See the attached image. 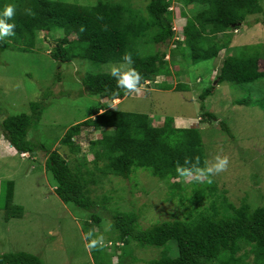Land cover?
<instances>
[{"label":"trees","instance_id":"16d2710c","mask_svg":"<svg viewBox=\"0 0 264 264\" xmlns=\"http://www.w3.org/2000/svg\"><path fill=\"white\" fill-rule=\"evenodd\" d=\"M129 1L97 0L82 4L78 0H0V12L9 4L15 8L13 17L6 20L15 24L14 35L0 40V52L8 49L34 52L39 49V32H55L50 49L58 62L70 63L78 58L95 64L128 63L123 60L127 52L132 56V64L117 71L135 69L141 75L137 87L149 82L162 90L185 91L189 88L187 84L158 82L157 77H171L178 63L212 59L222 49H230L229 31L240 30L249 16L264 13L261 0H149L144 10L133 7ZM173 3L184 7L180 12L186 19L183 40L175 36L173 29L174 13L170 10ZM192 9L196 12L189 16L188 10ZM57 32L62 35L57 37ZM81 34L87 35L86 38L80 39ZM177 55L180 60L175 59ZM117 79L105 71L87 72L83 76L84 90L103 101L90 106L91 115L96 116L94 124H74L66 130L60 140V147L69 149L66 154L59 148L50 151L43 143L31 139V129L46 106L44 100L53 95L51 88L41 101L30 103L29 113L8 115L0 122L5 139L20 154L30 153L28 158L35 159L41 149L48 153L46 166L56 181L57 196L65 204L89 213L83 222L85 232L104 226V219L110 221L113 228H109V240L103 247L91 249L94 260L110 261L113 254H103L102 250L111 243L112 251H121L118 264L125 261L134 264L139 259L136 251L143 248L157 251L156 258L148 264H264V204L253 206L244 192L234 195L240 194L236 198L239 202L235 203L231 200L232 189L213 175L183 182L188 176L177 173L178 165L201 170L210 166L198 125L153 126L145 113L128 114L119 109L103 115L101 111L108 107L109 100L123 99L132 93L117 87ZM258 79H264V43H251L226 55L216 76L218 83L227 81L243 86ZM212 90V86L206 89L200 98L205 100ZM237 103L260 105L264 110L262 98L246 97ZM202 115L204 122L216 119L210 111ZM110 116L112 121L107 119ZM87 127L101 134L90 142L89 154L84 155L75 139ZM135 128L140 131H132ZM140 168L168 185V192L161 191L164 196L167 194V201L178 202L182 208H178L179 213L163 212L155 220L152 212L144 213V208L132 201L138 193L134 189H120V198L115 196V189L104 190L106 181L132 180L131 176ZM192 174L198 175L196 171ZM0 184L4 219L21 217L24 209L14 201L15 181ZM133 187L140 188V183L134 182ZM141 190L149 194L145 187ZM260 194L263 196L264 191ZM118 199L124 203L128 200L132 207L118 209L114 203ZM139 220L146 221V225ZM0 264L44 263L36 254L20 250L0 253Z\"/></svg>","mask_w":264,"mask_h":264},{"label":"rangeland","instance_id":"374dc122","mask_svg":"<svg viewBox=\"0 0 264 264\" xmlns=\"http://www.w3.org/2000/svg\"><path fill=\"white\" fill-rule=\"evenodd\" d=\"M96 1L78 0L82 4H93ZM148 1L129 2L133 7L144 10ZM180 5L173 3L170 10L173 9L174 13L175 36L183 40L186 19L180 16L184 9ZM261 5L264 11V0H261ZM195 12L196 9L188 10V15L192 16ZM248 21L242 24L240 30L229 31L232 33L229 37L230 49H222L212 59L178 63L177 72L173 69L175 73L171 77H157L158 82L187 84L189 87L187 90L176 91L173 88L162 90L147 82L139 87L138 93L132 92L123 99L109 100L108 107L101 113L104 115L116 109L128 114L145 113L153 126L198 125L209 156V168L216 162L217 156L228 157L227 169L213 176L220 183L226 182V187L232 189L231 200L235 203L239 202L236 198L244 192V195L249 196L250 204L258 206L264 204V195L260 194L261 190L264 191V110L260 105H240L237 101L246 97L264 99V79L255 80L244 86L227 81L218 83L216 80L219 67L226 55L234 54L236 49L251 43H264V13L251 15ZM61 32H57L56 36L60 37L63 33ZM53 33L55 32L52 34L39 32L37 37L39 49L34 52L12 49L0 52V105L3 108V111H0V122L8 115L29 113L30 103L41 101L45 91L51 88L53 95L46 100L43 99L46 106L38 123L31 129V139L38 144L43 143L50 151L59 148L62 154H66L68 147H60V140L66 130L74 124H94L96 116L91 115L90 106L103 101V98L84 90L83 76L87 72H112L113 68L119 70L129 64L113 62L95 64L78 58L70 63L58 62L51 55ZM86 36L81 34L80 39H85ZM166 59L169 60V56ZM175 59L180 60L181 57L177 55ZM59 77L62 78L58 79ZM211 86L212 93L202 100L200 95ZM207 111L214 113L216 119L204 122L205 116L202 114ZM142 117L144 116L141 115V119ZM112 118L110 116L107 119L112 121ZM221 123L222 126L227 125L229 132L220 125ZM132 131L137 132L140 129L135 128ZM100 134L99 130L87 127L86 131L75 139L82 146L84 155L89 154L90 142L97 139ZM30 156V153H26L24 157L20 156L7 142L0 126V183L7 180L15 181L14 201L24 209L21 217L8 221L4 219V212L0 210V253L20 250L31 252L39 256L44 264H118L120 260L118 255L121 251L117 253L112 251L111 243L102 250L103 254H113L110 261L94 260L91 249L85 248L88 243L85 236L88 232H85L83 222L89 217V213L72 204H65L57 196L54 190L56 181L46 166L48 153L45 150H39L35 159L28 158ZM197 176L192 174L183 179V182L194 181ZM131 177L132 180L106 181L104 190L115 189V196L120 198V189H134L138 193L132 197V201L138 203L140 209L144 208V213L152 212V219L163 212L179 213L178 202L167 201L165 198L167 194L164 196L161 191L168 192L166 183L142 168L137 169ZM199 179L203 180L204 176H200ZM134 182H139L140 188H134ZM141 187H145L149 194L144 193ZM158 187L160 190H157ZM237 192L240 194L234 196ZM120 201V199L114 201L118 209L128 210V207H132L128 200L125 203ZM139 222L146 225L144 220ZM102 223L104 226L92 229L93 239H99L103 235L104 242H107L110 238L109 228L112 230L113 227L110 226L109 220L104 219ZM99 255L102 256V253ZM136 256L139 259L134 264H148L149 260L156 258L157 251L143 248L136 251ZM124 264H127L126 261Z\"/></svg>","mask_w":264,"mask_h":264},{"label":"clouds","instance_id":"9594fccd","mask_svg":"<svg viewBox=\"0 0 264 264\" xmlns=\"http://www.w3.org/2000/svg\"><path fill=\"white\" fill-rule=\"evenodd\" d=\"M25 11L26 13L30 14L29 9H26ZM14 12H15V8L11 4L6 5L3 11L0 12V40H3L7 36L14 35V32L12 31V29H14L15 24L6 23V20L11 19L13 17ZM123 60L127 61L129 65L132 64L133 62L131 54L127 52L123 56ZM111 75L118 77L117 87L125 89L126 92H137V93L139 92L140 88L137 87V85L138 84L140 85L141 75L135 69L129 68L127 71L118 72L115 68H113ZM20 156L24 157L26 156V153H21ZM186 163H187V160H186ZM228 163L229 161H228L227 156H224V157L217 156L216 162L213 164L211 168H206V169L201 170V169H196V168H184L178 165L176 168V171L179 175L185 176V177L191 176L193 171H196L198 173L197 179H199L200 176H203V175L210 176V175L218 174L226 170L228 167ZM209 182L211 181L209 180ZM91 235H92V232L89 231L85 236V239L89 240V242L85 245L86 249H93V248H97V246L99 247L104 246V236L103 235L100 236L99 239H89Z\"/></svg>","mask_w":264,"mask_h":264}]
</instances>
